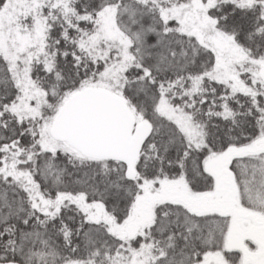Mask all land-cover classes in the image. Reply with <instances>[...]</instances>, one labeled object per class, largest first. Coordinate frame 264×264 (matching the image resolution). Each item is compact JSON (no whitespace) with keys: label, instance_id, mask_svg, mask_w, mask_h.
Wrapping results in <instances>:
<instances>
[{"label":"snow or ice","instance_id":"snow-or-ice-1","mask_svg":"<svg viewBox=\"0 0 264 264\" xmlns=\"http://www.w3.org/2000/svg\"><path fill=\"white\" fill-rule=\"evenodd\" d=\"M0 264H264V0H0Z\"/></svg>","mask_w":264,"mask_h":264}]
</instances>
